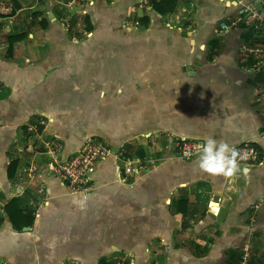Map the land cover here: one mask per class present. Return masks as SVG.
Masks as SVG:
<instances>
[{
    "label": "crops",
    "instance_id": "obj_1",
    "mask_svg": "<svg viewBox=\"0 0 264 264\" xmlns=\"http://www.w3.org/2000/svg\"><path fill=\"white\" fill-rule=\"evenodd\" d=\"M263 4L0 0V264H238L245 243L264 264ZM49 136L64 158L96 139L116 152L86 190L44 164L35 202L20 159ZM192 138L258 154L247 174L212 175L200 152L178 158ZM14 199L32 225L12 224Z\"/></svg>",
    "mask_w": 264,
    "mask_h": 264
},
{
    "label": "built area",
    "instance_id": "obj_2",
    "mask_svg": "<svg viewBox=\"0 0 264 264\" xmlns=\"http://www.w3.org/2000/svg\"><path fill=\"white\" fill-rule=\"evenodd\" d=\"M250 15L256 17L259 21L264 23V4L259 8H252ZM221 29L227 32L232 29L231 26L226 23H221ZM264 66V62L261 63ZM260 64V66H262ZM92 142V143H91ZM203 141L200 139H186L180 144V151L178 158L181 160H189L195 154L200 152V147ZM88 146L82 147L79 154L71 158L65 167L66 173L63 176L64 183L68 181L70 187L74 190H86L89 189L96 174L98 167L102 164L109 155L114 154L109 146L97 145L95 141H90ZM258 154L257 149L251 143H245L240 149V157L242 161L251 163ZM127 171H133L134 169L128 167ZM264 202V197L263 200ZM252 249L249 244L245 243L240 251V259L238 264H250Z\"/></svg>",
    "mask_w": 264,
    "mask_h": 264
},
{
    "label": "rangeland",
    "instance_id": "obj_3",
    "mask_svg": "<svg viewBox=\"0 0 264 264\" xmlns=\"http://www.w3.org/2000/svg\"><path fill=\"white\" fill-rule=\"evenodd\" d=\"M57 3L58 2H55L54 6H56ZM75 7L78 8V7H80V5H76ZM74 17L75 16H71V17L65 16V18L68 19L69 23H71L73 21ZM69 23L66 22V24H69ZM72 32H74V29H73ZM42 140L43 141H41V139L36 141V146H34V151L35 152H41L45 148L47 152L49 151L48 154L44 153L39 159H35L34 156H32L29 159H23L22 158V159H20V164H19L20 168L21 169L23 168L21 170L22 174L20 176V180L22 178H24V181L28 182V183L33 181L29 187H33V189L38 191V194H36L35 199H34L35 202H37L38 200L42 201L44 199V197H45V185L46 184H44V182H43V179H44V176H45L43 173L46 174V172H48V169H49L50 173L55 174L59 178L63 179V176L66 173L65 167L67 166L68 162H70L71 158H73V157H75V156H77L79 154V151H80V149H82V147L84 148V147L88 146L87 144H89L90 141H95V143L97 145H101V146H104V147L108 146V144H106V143H104V142H102L101 140H98V139L89 140L87 142H84L82 144V146L76 152H74L72 154H69L68 157L66 156L64 158V156L62 155V151L64 149L62 141H60V140H58V139H56L54 137L51 138V136L44 137V138H42ZM19 141L22 142L21 143L22 146L25 145L24 137L21 140H19ZM124 150L122 151L123 153H125V151L128 153V150H125V151ZM24 152H25V150H22V153H24ZM32 163H33V165H31ZM47 163L48 164L50 163L51 165L50 166L49 165H47V166L44 165V164H47ZM134 163H135L134 161H127V162L121 163V168H123L124 170H126L128 167L133 168L134 165H135ZM31 166H35L37 169H34L31 172H29V170H25V168L28 169ZM45 166H46V168L48 167L47 170L46 169L44 170ZM68 183L69 182L66 181L67 186H70ZM43 188H44V190H43ZM29 189H31V188H29ZM33 189H31V190L33 191ZM30 196H28V195L25 196L24 199H26V204L31 202V201H29Z\"/></svg>",
    "mask_w": 264,
    "mask_h": 264
},
{
    "label": "clouds",
    "instance_id": "obj_4",
    "mask_svg": "<svg viewBox=\"0 0 264 264\" xmlns=\"http://www.w3.org/2000/svg\"><path fill=\"white\" fill-rule=\"evenodd\" d=\"M240 151L225 141L209 138L203 142L199 153V167L212 175L231 177L238 172L247 174L240 166Z\"/></svg>",
    "mask_w": 264,
    "mask_h": 264
},
{
    "label": "trees",
    "instance_id": "obj_5",
    "mask_svg": "<svg viewBox=\"0 0 264 264\" xmlns=\"http://www.w3.org/2000/svg\"><path fill=\"white\" fill-rule=\"evenodd\" d=\"M164 3V2H163ZM155 7H156V10H157V8H158V4L157 3H155ZM159 9V8H158ZM160 10V9H159ZM159 10H157L158 12H160ZM161 13V12H160ZM39 127V131H41V129H42V126L41 125H39L38 126ZM109 147H110V149L114 152H116V148H113V146L112 145H108ZM111 159H113V157H112V155H109L107 158H106V160L103 162V164L105 163V162H108L109 160H111ZM113 161V160H112ZM18 163H17V161L16 160H14V161H12L11 162V164H10V167H9V177H11L12 176V172H13V170H14V168L16 167V165H17ZM109 166L110 167H114L115 165H114V162L113 163H109ZM92 182H94V178H93V181ZM18 207V199H14V200H12L10 203H9V205H7V207H6V209H7V212H8V214H9V216H10V219H11V222H12V224L16 227V228H18V229H21V228H23V227H26V226H29V225H32V223H33V219H34V217H33V215L31 214V213H24L23 212V210H18V211H16V215L11 211V209H13L14 207Z\"/></svg>",
    "mask_w": 264,
    "mask_h": 264
},
{
    "label": "water",
    "instance_id": "obj_6",
    "mask_svg": "<svg viewBox=\"0 0 264 264\" xmlns=\"http://www.w3.org/2000/svg\"><path fill=\"white\" fill-rule=\"evenodd\" d=\"M49 18L53 19V13L49 14Z\"/></svg>",
    "mask_w": 264,
    "mask_h": 264
}]
</instances>
